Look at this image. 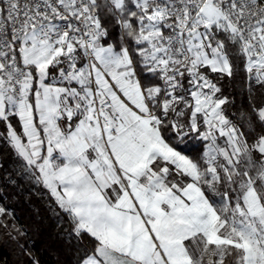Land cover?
<instances>
[{
  "label": "snow or ice",
  "instance_id": "obj_1",
  "mask_svg": "<svg viewBox=\"0 0 264 264\" xmlns=\"http://www.w3.org/2000/svg\"><path fill=\"white\" fill-rule=\"evenodd\" d=\"M0 151V264L26 190L57 264H264V0H0Z\"/></svg>",
  "mask_w": 264,
  "mask_h": 264
},
{
  "label": "trees",
  "instance_id": "obj_2",
  "mask_svg": "<svg viewBox=\"0 0 264 264\" xmlns=\"http://www.w3.org/2000/svg\"><path fill=\"white\" fill-rule=\"evenodd\" d=\"M3 152L0 151V158ZM7 164L8 161H5ZM43 191L42 189L33 192ZM10 206L15 211L17 222L20 225L30 229L33 241H35L36 254L41 258L42 264H57L59 259H63L62 255L58 256L59 247L54 244L51 237L55 231L54 222L49 218V214L44 208V203L39 195L33 194L31 199L25 194L21 195L18 200L10 201ZM40 209V215H36V209ZM49 247L56 248L57 251H49ZM8 253V247L0 250V255ZM11 259V257H9Z\"/></svg>",
  "mask_w": 264,
  "mask_h": 264
}]
</instances>
